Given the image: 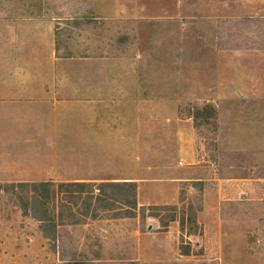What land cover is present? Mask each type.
I'll return each instance as SVG.
<instances>
[{
  "label": "rangeland",
  "instance_id": "rangeland-1",
  "mask_svg": "<svg viewBox=\"0 0 264 264\" xmlns=\"http://www.w3.org/2000/svg\"><path fill=\"white\" fill-rule=\"evenodd\" d=\"M55 31L59 91L81 74L119 86L59 93V180L137 179L138 206L109 186L97 198L101 182L55 184L44 207L33 187L2 189L0 264H264V0H0V98L39 73L12 55ZM131 77L142 96L120 90ZM4 100L0 165L25 152L21 170L40 172L39 101Z\"/></svg>",
  "mask_w": 264,
  "mask_h": 264
},
{
  "label": "crops",
  "instance_id": "crops-1",
  "mask_svg": "<svg viewBox=\"0 0 264 264\" xmlns=\"http://www.w3.org/2000/svg\"><path fill=\"white\" fill-rule=\"evenodd\" d=\"M55 34L49 37V40L42 41L40 43H32L30 47L27 45L26 50L27 52H24L22 54H17L15 57H11L12 60L19 59V61H23L26 65H29V68H35L34 70H39V73H31L29 75L23 76L22 80H19V77L16 78V81H23V86L19 85L16 88L19 90H16L14 93L15 95H10L5 98H0V100L5 101L4 99H8V101H11L12 104H18L22 105L24 102L30 101H39L40 107H42L41 111V123L37 128H33L34 133L37 136V141H39L43 146L47 147L48 149L44 151L43 158L41 159L43 165L40 167V172H32L31 167H23V171L21 170L22 167L19 165V161L21 163L23 161H27L29 158L26 156V153L24 152L21 154L23 157L16 161H11L12 163H3L0 165V190L7 189L10 186L13 189H16L19 187V185H30L32 183H41V182H50L54 184H59V182H85V183H99V182H109L107 180H97L96 178L92 177H68L67 180H59V93L63 94L64 92H68L67 96H73V97H96V91L97 90H103L105 92L104 95H108V97H112V92L117 91V88L119 86L115 85L113 81L108 80V77L105 75L103 77H99L103 79V84H100V79L98 78V82L95 83V80L90 75H84L81 74L80 76L74 77L72 81H76L79 83L78 89L75 92L71 91H59V42L57 40V36ZM33 44V45H32ZM39 51V52H38ZM41 51V52H40ZM5 59V58H4ZM8 60V57L5 59ZM91 58H88L87 62H90ZM97 63V62H96ZM101 63V62H98ZM246 71V73H251L250 69H243ZM262 72V71H261ZM129 77V76H128ZM76 82V83H77ZM85 82H87V89L85 91ZM126 85H121L120 90L121 91H132L134 93H127L125 96L131 95L132 97H140L142 96L143 92V85L138 84V78H130L126 79L125 81ZM84 83V84H83ZM87 92V93H85ZM105 97V96H104ZM79 102V101H78ZM80 103V102H79ZM81 105L86 107L88 114H91L95 116L97 115L96 107L94 101H88V102H81ZM100 110V108H99ZM99 113L104 114L105 120H107L110 124L112 119V111L109 110V112L104 113V111L100 110ZM109 113V114H108ZM120 114L122 115V112L120 111ZM110 118V119H109ZM124 118H121L120 120H123ZM94 121V119H93ZM36 125V124H35ZM33 124L31 125V127ZM92 128L95 127V121L93 124H91ZM19 129L23 130L22 125H18ZM32 131V130H31ZM24 137V136H23ZM31 138V137H30ZM88 141L80 140L77 142V144H85V145H95L96 140L95 139H87ZM104 140V139H103ZM102 140V142H103ZM85 142V143H84ZM1 144V142H0ZM32 145L33 141L28 140L26 138H22L19 140V145ZM1 148V146H0ZM2 149V148H1ZM0 149V150H1ZM6 156V155H5ZM3 158V154L0 152V160ZM20 163V164H21ZM18 166L20 171L14 172L13 168L15 170V167ZM11 172V174H7ZM71 178V179H70ZM262 178H253V180H260ZM189 179H179V181H172L173 184L176 182H186ZM233 181H239L242 179H232ZM245 180V179H244ZM112 182H132L137 184L139 191H140V182L137 179H121L120 181H112ZM203 182V181H199ZM178 183L175 184V187L178 185ZM173 187V188H175Z\"/></svg>",
  "mask_w": 264,
  "mask_h": 264
},
{
  "label": "trees",
  "instance_id": "trees-1",
  "mask_svg": "<svg viewBox=\"0 0 264 264\" xmlns=\"http://www.w3.org/2000/svg\"><path fill=\"white\" fill-rule=\"evenodd\" d=\"M95 183H85V182H61L57 184L58 194H68L73 195L74 192L79 196L83 194L85 188H92V185ZM30 186L33 187V198L35 202H39L43 207L47 204L48 199H50V195L54 197L56 194L53 193V188L55 187L54 183L50 182H41V183H32L30 185H19V187ZM104 186H109L111 188L121 189L123 193H125V202L127 203V208L131 210H135L137 208V199H136V184L132 182H101L99 185H94L97 198L103 195ZM74 189V190H73ZM94 193H88L89 199L93 198ZM106 201V199H101ZM174 208V207H173ZM45 214H47V209H45Z\"/></svg>",
  "mask_w": 264,
  "mask_h": 264
}]
</instances>
